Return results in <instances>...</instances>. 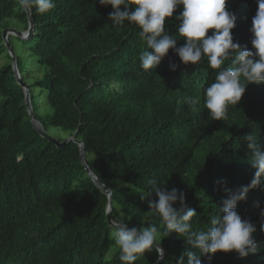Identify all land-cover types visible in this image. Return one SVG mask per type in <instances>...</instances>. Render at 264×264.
Wrapping results in <instances>:
<instances>
[{
  "label": "trees",
  "instance_id": "trees-1",
  "mask_svg": "<svg viewBox=\"0 0 264 264\" xmlns=\"http://www.w3.org/2000/svg\"><path fill=\"white\" fill-rule=\"evenodd\" d=\"M55 4L44 14L30 10L29 38H8L36 118L47 132L62 130L66 137L76 132L83 141L91 171L111 191L114 222L156 225L163 233L160 218L148 208V199H158L149 184L154 179L162 189L182 191L196 212L192 229L206 230L223 201L254 176L244 137L256 136L264 148V84H248L225 120H211L204 89L217 70L206 61L184 66L170 50L156 69L145 72L140 56L147 48L138 27L128 22L113 27L112 8L98 0ZM181 10L166 19L170 35L177 34ZM226 10L237 18L234 42L252 50L256 0H228ZM6 28L28 29L17 0H0V56L7 51ZM6 56L8 63L0 67V264H121L106 218L107 194L88 177L77 144L57 148L34 130ZM261 209L264 180L237 204L241 217L257 227V254L241 259L234 252L216 253L211 261L201 256L202 264H264ZM183 239L161 235L159 264H177ZM159 258L154 248L135 264H157Z\"/></svg>",
  "mask_w": 264,
  "mask_h": 264
},
{
  "label": "clouds",
  "instance_id": "clouds-1",
  "mask_svg": "<svg viewBox=\"0 0 264 264\" xmlns=\"http://www.w3.org/2000/svg\"><path fill=\"white\" fill-rule=\"evenodd\" d=\"M228 0H98L102 7H111L109 21L119 28L128 22L139 28V36L147 50L140 56V66L145 72L156 69L169 51L179 58L182 65H197L202 60L217 70L214 82L204 89L203 106L211 120L227 118L229 106L240 103L248 84H264V0H256L257 11L252 17V50L234 42L232 30L236 26V15L226 10ZM23 10L35 9L44 14L56 7L55 0H18ZM177 9H182L175 20L179 22L176 35L165 30L166 19L172 18ZM211 30V34H209ZM184 43L177 47V42ZM230 61L229 66H225ZM176 66L172 65L175 70ZM189 103H197L189 97ZM244 139L251 152L250 163L255 169L250 183L242 186L223 201L218 215L210 219L206 230L194 231L192 218L194 209L185 204L182 191L161 188L156 180H150L157 200L148 199V208L160 218L163 233L156 225L129 227L124 221L113 224L112 237L119 249L121 264H135L145 252L154 248L162 253L161 235L176 233L184 237L185 249L177 264H202L201 256L211 261L216 253H236L241 259L259 252L255 239L257 227L242 218L237 204L244 201L252 189L264 180V148L257 137L247 134ZM151 194V195H152ZM151 197V196H150ZM142 198H147L143 196ZM177 204L179 205L177 207ZM260 231L264 233V209L259 213ZM159 241V243H158Z\"/></svg>",
  "mask_w": 264,
  "mask_h": 264
},
{
  "label": "water",
  "instance_id": "water-1",
  "mask_svg": "<svg viewBox=\"0 0 264 264\" xmlns=\"http://www.w3.org/2000/svg\"><path fill=\"white\" fill-rule=\"evenodd\" d=\"M18 1V0H17ZM26 14H27V19H28V29L25 32L19 31L17 29L14 28H6L3 29L2 31V40L4 43V46L9 54V56L12 59V68L14 71V77L16 79L17 84L23 88V92H24V104L27 108V112L31 121V124L34 128V130L37 132V134L43 138L44 140L48 141L49 143L54 144L57 148H62L64 147L67 143L69 142H73L75 144L78 145L79 147V159L80 162L82 164V166L84 167V170L87 172L88 177L93 181V183L100 189L102 190L104 193L107 194L108 196V205H107V209H106V218L107 221L109 223V225L113 228V224L115 223L113 221L112 218V195H111V191L110 189L102 184L97 177L93 174V172L91 171L88 163L86 162L85 159V145L83 143V141H81L80 139H77L76 136V132L69 136L66 137L63 141H60L57 138L52 137L42 126L41 122L36 118L33 110H32V106L30 103V94H29V90L28 87L25 85V83L21 80L20 76H19V72L17 70V64H16V57L15 55L12 53L11 51V47L8 41L9 36H15L21 39H26L29 38L32 35V31H33V21H32V16H31V12L30 10H25ZM159 247V246H158ZM163 257V252L160 253V258L157 261V264L160 263V261L162 260Z\"/></svg>",
  "mask_w": 264,
  "mask_h": 264
},
{
  "label": "rangeland",
  "instance_id": "rangeland-1",
  "mask_svg": "<svg viewBox=\"0 0 264 264\" xmlns=\"http://www.w3.org/2000/svg\"><path fill=\"white\" fill-rule=\"evenodd\" d=\"M19 30V29H18ZM20 31H22L20 29ZM27 39V38H26ZM18 42V41H17ZM16 42V43H17ZM7 53V51H6ZM6 53H3L1 56H0V67H3L5 64L8 63V59H7V56H6ZM48 133L54 137V138H57V139H60V138H66V134L62 131V130H56L54 128H51ZM115 249V248H114ZM113 249V251H114Z\"/></svg>",
  "mask_w": 264,
  "mask_h": 264
},
{
  "label": "bare ground",
  "instance_id": "bare-ground-1",
  "mask_svg": "<svg viewBox=\"0 0 264 264\" xmlns=\"http://www.w3.org/2000/svg\"><path fill=\"white\" fill-rule=\"evenodd\" d=\"M111 207H112V204H111Z\"/></svg>",
  "mask_w": 264,
  "mask_h": 264
}]
</instances>
